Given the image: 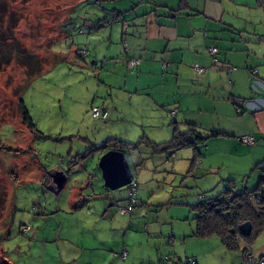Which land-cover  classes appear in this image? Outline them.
Segmentation results:
<instances>
[{
	"label": "rangeland",
	"instance_id": "obj_1",
	"mask_svg": "<svg viewBox=\"0 0 264 264\" xmlns=\"http://www.w3.org/2000/svg\"><path fill=\"white\" fill-rule=\"evenodd\" d=\"M108 3L9 0L10 9L21 17L16 37L44 61L41 74L30 81L14 62L0 72V264H123L114 254L119 256L125 246L129 256L142 257V263L161 260L166 264L169 256L170 262L181 260L182 264L186 259L200 264H240L244 243L237 251H228L215 235L201 240L192 237L195 223L190 205L198 202V195L220 192L218 173L223 176L226 168L202 180L197 179L198 167L193 176L187 175L192 149L176 151L174 161L164 153H152L146 144L124 152L132 184H137L138 205L122 215L119 209L125 207L126 189L109 191L108 198L102 195L106 190L98 167L102 156L92 153L84 161L77 159L108 139L151 141L155 131L150 109L143 113L129 108L128 93L111 94L101 80L102 68L92 64L94 52L104 55V34L83 24L94 14L101 16ZM66 24L73 28L69 37H65ZM117 49L122 55L120 43ZM19 99L34 123L32 132L21 123ZM102 105L111 114L105 122L91 117L92 107ZM114 107L123 113L121 119L112 116ZM212 119L203 121L204 126L214 128ZM168 122L170 128L177 125L179 133L188 129L178 120L173 124L169 118ZM159 135L154 143L167 140ZM215 139L206 141L209 151L230 148V140ZM185 154H190L188 159ZM223 161L229 164L227 158ZM258 172L245 176L249 185L256 182ZM53 173L63 174L65 181L61 187L51 181L45 188L44 176ZM214 179L211 187L205 185ZM231 179L237 189L244 186L243 176ZM172 216H176L174 221ZM22 227H29V232L22 234ZM249 249L255 257H264V230Z\"/></svg>",
	"mask_w": 264,
	"mask_h": 264
},
{
	"label": "crops",
	"instance_id": "obj_2",
	"mask_svg": "<svg viewBox=\"0 0 264 264\" xmlns=\"http://www.w3.org/2000/svg\"><path fill=\"white\" fill-rule=\"evenodd\" d=\"M108 1L101 16L94 14L91 21L83 24L94 33L104 34V55L94 52L92 64L102 68L100 74L104 76L101 80L105 87L111 94L128 93L129 108L135 107L143 113L150 109V121L154 125L151 129L155 130L150 135L151 143L159 134L167 140L155 144L169 142L174 132L179 133L177 125L170 128L169 118L173 124L176 120L183 122L188 127L186 132L192 129L201 137L208 132L221 133L215 140H230V148L209 151V145H204L207 150L201 152V162L198 160L194 165L193 173L198 167L197 179L203 180L204 175L226 168L223 176L218 173V186L223 188L225 181L233 180L232 176H243L242 187L254 190L257 180L251 186L247 183L249 176H245L259 171L255 168L259 164L263 163L264 169V6H259L256 0ZM69 25L73 30L71 24H66L65 31ZM118 43L123 49L122 55L118 52ZM210 47L217 49L216 66L208 54ZM81 56L86 58L89 54ZM131 60L138 61V66L129 69L127 62ZM196 67L203 73L198 75ZM252 70L256 71L254 76ZM254 81H258V93L252 90ZM233 101L251 103V109H236ZM99 108L108 111V119L110 109L106 105ZM111 109L112 116L121 119V110ZM165 109L172 111L168 114ZM213 117L214 128L205 127L203 121L209 123ZM244 136H251L255 145L241 144L238 139ZM189 156L184 155L185 159ZM224 158L229 160L228 165ZM213 183L215 179L205 185L211 187ZM106 195L109 193L105 194L108 198ZM191 218L194 222L193 213ZM174 219L176 216L170 220ZM114 258L123 264H150L142 263V257H130L126 246ZM160 261L157 264H162ZM179 261L170 262L168 256L165 263L182 264Z\"/></svg>",
	"mask_w": 264,
	"mask_h": 264
},
{
	"label": "trees",
	"instance_id": "obj_3",
	"mask_svg": "<svg viewBox=\"0 0 264 264\" xmlns=\"http://www.w3.org/2000/svg\"><path fill=\"white\" fill-rule=\"evenodd\" d=\"M256 2L259 6H264V0H256ZM64 19L69 20L67 16H65ZM20 20V15L10 9L9 0H0V72L3 71L5 67L9 66L10 63L14 62L25 70L26 81H30L41 74L44 59L31 53L16 37L15 31L17 30ZM71 30V26L69 25V28L65 31L67 37H69V32ZM235 102L236 101L232 102L235 107L242 108L241 106H236ZM18 107L20 109L21 123L25 125L29 131H34V123L21 99L18 101ZM219 136H222V134L214 131L211 132L209 136L201 137L196 135L194 130L189 129L183 134L174 132L172 139L162 144H155L146 140L128 143L117 139H108L101 146L93 148L84 156L77 159L84 161L88 159V156H91L92 153H99L102 156L108 151H117L121 153L133 152L137 151L143 144H146L152 153H164L167 155L168 159H170L173 152L187 148L194 151V158L187 172V175H191L194 165L201 156V151L198 152L195 145H198L199 148L202 149L209 138H217ZM262 165L263 163L255 167L259 170V176L254 190H247L243 187L237 189L233 180H227L220 192L210 197L205 195L198 196V202L190 205V210L194 214L195 222L192 237L201 240L215 235L228 251H237L239 244L244 243V249L242 250L243 257L246 253H252L250 252L249 245L253 242L255 237L264 230V201L263 204L257 206L251 199V197L259 193L264 186V169ZM43 179H45L43 186L45 185L46 188L51 182L50 174H46ZM136 185L137 184H131L125 187L127 192V199L124 201L125 207L128 205V200L130 199L129 193L131 190H134L133 199L135 201V204L131 206L127 213L132 212L138 205L136 199ZM106 193H109V191L104 190V194L102 195ZM109 202H112V200L109 199ZM83 204L84 203L79 204V207ZM244 223H250L251 225V232L248 237L241 236L239 232V227ZM262 257L263 256L257 258ZM190 260L193 261V259H186L185 264H190ZM193 263L196 264L194 261Z\"/></svg>",
	"mask_w": 264,
	"mask_h": 264
},
{
	"label": "built area",
	"instance_id": "obj_4",
	"mask_svg": "<svg viewBox=\"0 0 264 264\" xmlns=\"http://www.w3.org/2000/svg\"><path fill=\"white\" fill-rule=\"evenodd\" d=\"M86 53H83V56H85ZM208 54L209 56L211 57V62L213 65H218V62L215 58V56L217 55V49L214 48V47H210L208 49ZM127 66L129 69H133L135 67L138 66V61L136 60H131V61H128L127 62ZM165 66H163L164 68ZM195 71L198 75L202 74L203 73V70L202 69H199V68H195ZM255 70H252L251 73L252 75L254 76L255 75ZM258 81H254L253 85H252V90L255 92V93H258ZM236 103V106H241V107H244L245 109H251L249 108V105H251V103H248V102H241V101H238V102H235ZM237 109H239L237 107ZM257 110H260L261 107L259 108H256ZM171 115L173 116L174 113H171ZM91 117L93 119H100L101 121H105L108 117V111L106 109H102V108H99V107H92L91 109ZM239 142L243 145H247V146H253L255 145V141L254 139L251 137V136H244V137H240L239 139ZM191 141V140H190ZM195 148L197 149L198 152L201 151V148H199L198 145H195ZM173 158V156H171V159ZM133 195H134V190H131V192L129 193V196H130V199L128 200V205L126 207H123V208H120L119 209V213L124 215L126 214L132 205L135 204V201L133 199ZM251 199L253 200V202L255 203V205L259 206L260 204H263V201H264V186L261 188V191L257 194H255L253 197H251ZM29 232V227H24L21 229V233L22 234H27ZM121 257H125V253H123L121 255ZM190 264H194L193 261H189ZM240 264H264V257L262 258H257L255 257L252 253H246L243 257V260Z\"/></svg>",
	"mask_w": 264,
	"mask_h": 264
},
{
	"label": "water",
	"instance_id": "obj_5",
	"mask_svg": "<svg viewBox=\"0 0 264 264\" xmlns=\"http://www.w3.org/2000/svg\"><path fill=\"white\" fill-rule=\"evenodd\" d=\"M98 167L102 173L103 186L108 191H116L132 184V174L121 152L108 151L98 161ZM55 187H61L65 181L63 174L50 175ZM241 236L248 237L251 232L250 223H244L239 227Z\"/></svg>",
	"mask_w": 264,
	"mask_h": 264
}]
</instances>
